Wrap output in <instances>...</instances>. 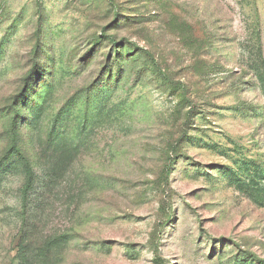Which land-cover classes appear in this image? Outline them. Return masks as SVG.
Here are the masks:
<instances>
[{
  "label": "rangeland",
  "instance_id": "1",
  "mask_svg": "<svg viewBox=\"0 0 264 264\" xmlns=\"http://www.w3.org/2000/svg\"><path fill=\"white\" fill-rule=\"evenodd\" d=\"M0 264H264V0H0Z\"/></svg>",
  "mask_w": 264,
  "mask_h": 264
},
{
  "label": "trees",
  "instance_id": "2",
  "mask_svg": "<svg viewBox=\"0 0 264 264\" xmlns=\"http://www.w3.org/2000/svg\"><path fill=\"white\" fill-rule=\"evenodd\" d=\"M13 152H16V153L19 155V157L21 158L23 164H24L25 166H27V159L25 158V156H23L22 154H20L19 151H18L17 149H14Z\"/></svg>",
  "mask_w": 264,
  "mask_h": 264
}]
</instances>
